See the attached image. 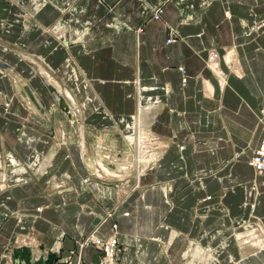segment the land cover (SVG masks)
I'll list each match as a JSON object with an SVG mask.
<instances>
[{
    "label": "crops",
    "instance_id": "crops-1",
    "mask_svg": "<svg viewBox=\"0 0 264 264\" xmlns=\"http://www.w3.org/2000/svg\"><path fill=\"white\" fill-rule=\"evenodd\" d=\"M11 45L54 71L73 120L15 97L9 72L29 82ZM0 64L14 82L0 81V112L27 119L0 117V214L19 210L0 264L15 245L97 264L77 245L97 223L100 237L117 225L120 264H264V173L248 166L264 133V0H0ZM51 115L64 121L58 149L39 123Z\"/></svg>",
    "mask_w": 264,
    "mask_h": 264
},
{
    "label": "rangeland",
    "instance_id": "rangeland-1",
    "mask_svg": "<svg viewBox=\"0 0 264 264\" xmlns=\"http://www.w3.org/2000/svg\"><path fill=\"white\" fill-rule=\"evenodd\" d=\"M161 13H162V10L160 8H158V9H156V10H154L152 12L151 17L153 19L154 18L161 19ZM174 40H176V38H174V37L170 38L169 37L167 39V42H168L167 44H170ZM11 48H13V49H11ZM21 48H22V46L21 47H17L16 45H11V46H8L7 50L9 49L10 51H13L14 53L18 54L20 56V58L26 63L25 68L28 70L27 75H26V72L21 67L17 70V72L20 73L24 78H26V80H28V82H29L30 86L33 88L35 94H37V96L43 102L44 109L47 110V114L49 115V114L52 113V109H54L52 107V103H51V101L53 102V100L51 99V101H50L49 97L46 95V93H45V89H46L45 85L43 87H38L35 84V82L31 81V78L34 79V76H35V74H34L35 69H33L32 65H31L33 63V61H31V58H33L34 60H40V59H38L39 56L37 54L32 53L31 51H26V50L21 49ZM42 62L43 61H41V63H39V64L41 65ZM213 62H216L215 59L213 60ZM42 67L46 69V72L47 71L50 72L51 77L53 79L57 78L56 77L57 75L54 74V71L52 73V71L49 70V69L47 70V68L45 66L42 65ZM212 67H213V69H218L216 65H212ZM181 72L184 73V71H182V69H181ZM5 79H7V81L9 80L10 82H13V80L10 78L9 74L7 73V71L0 67V81H2V80L5 81ZM39 80L41 81V79H39ZM33 84H35L37 86V89L34 87ZM0 89L2 91V94H3V91H6L8 93V88H0ZM1 91H0V93H1ZM39 91L42 93V95L38 94ZM13 92L15 94V97H18V98L21 97V95L18 94V92L16 90H14ZM47 92H48V90H47ZM61 96H62V94H61ZM3 98H4V96H3ZM8 98H9V96H8ZM8 101H9V103L11 102V100H9V99H8ZM8 101L5 102L3 99L0 100V106H2V107H3V105L9 106L8 105ZM47 102H50V104H48ZM58 109L60 110V111L59 110L58 111L62 114L61 116L65 119V117H64V116H66L65 112L59 107H58ZM4 114H6V115H4ZM0 117H3L4 119H6L9 122H14V123L20 124L21 127H23L24 126V122L27 121V119L25 120L24 118L22 119V121H19L18 119H16L17 117L14 118L13 115L10 116L8 113H5L4 111H3V113L0 112ZM18 118H20V117H18ZM45 119H47L45 123H41V122H39V123H40V125H44V127H46V128L49 127V124H51V127L47 128L46 129L47 131L44 134L46 136H48L50 139L53 140V144L56 146L55 148L58 149L59 148L58 146L60 144H63L62 130H63V125H64L63 122L64 121H63V119L58 118V115L55 116V117L51 115V116L46 117ZM257 119H258V123L261 125L262 132H264V106L259 110V114L257 116ZM21 133L22 132H20L18 134V136L21 137V135H20ZM78 133H79L78 135L80 136L81 131H79ZM71 135H74V132ZM0 139H1V141L5 140L4 137L0 138ZM263 143H264V133H263V137H262V140L260 141L259 145L256 148L252 149L248 159H252L253 158L255 160H258V161L260 160L261 162H264V153L262 151L263 150V146H262ZM29 164H30V162H28V163L27 162H20V165L22 166V168H24V170L26 172L30 173V172H33V171L30 169V165ZM12 170H14V168ZM55 173H58V171L56 170ZM255 173L259 174L257 172H255ZM262 173H264V172L262 171ZM60 176L61 175L58 176L59 178L57 177V180L60 179ZM57 182H59V181H57ZM83 182L86 183V182H88V180L84 179ZM0 186H1V183H0ZM3 190H5V189H3ZM41 209H42V207H36L33 210H29L27 212V214L26 213L24 214V216L25 215H31L33 213L37 214V212L40 211ZM7 211L8 212L5 213L6 215L4 214V212L3 213L1 212V214H0V235L2 234V232L5 231L4 230V228H5L4 226L7 223V221L10 218L16 219V218H18V215H19V213H18L19 210L12 211V210L7 209ZM98 226H99L98 223L95 224L92 231L82 235V238L80 240L81 242H77V245H78L79 249H83V248H86V247H92L99 254V260H98L97 264H120L121 252H123V251H122V248L120 247V241L118 239V228H117V225L116 224L111 225L110 232H109V234L106 237H100V236L97 235V230L96 229L98 228ZM253 232L256 233L257 236H259L257 230L253 231ZM18 233L20 235H23L21 232H18ZM112 239L114 240L115 244H114V248L113 247L110 248L112 250V258H111L112 261H109L110 252L108 250V247L110 246V242H111ZM246 249L247 250L244 252L245 254L248 253V251L252 250L251 247H247ZM3 251H4L3 246L0 245V253H2ZM78 258H79V256H78ZM59 259H58V261H59ZM69 260L66 259L67 264H70ZM77 264H79V263H77Z\"/></svg>",
    "mask_w": 264,
    "mask_h": 264
},
{
    "label": "water",
    "instance_id": "water-1",
    "mask_svg": "<svg viewBox=\"0 0 264 264\" xmlns=\"http://www.w3.org/2000/svg\"><path fill=\"white\" fill-rule=\"evenodd\" d=\"M31 65L34 69L36 68V71H38L35 65ZM0 67L5 70H9V66L7 65L0 64ZM9 73L15 78L18 83H20L22 89L25 92L24 95L27 96L31 103L34 104L40 112H43L44 104L41 99L35 94L30 84L23 83L22 80L16 76L15 72L10 71ZM42 80L48 92L54 96L59 108H61L65 112V114L70 117V115H68L67 113L69 111V107L67 106V103L61 96V94L54 87L48 85L45 78H43ZM58 259V253L50 250H45L42 245L38 246L37 248L15 245L12 246L9 251V264H55Z\"/></svg>",
    "mask_w": 264,
    "mask_h": 264
},
{
    "label": "bare ground",
    "instance_id": "bare-ground-1",
    "mask_svg": "<svg viewBox=\"0 0 264 264\" xmlns=\"http://www.w3.org/2000/svg\"><path fill=\"white\" fill-rule=\"evenodd\" d=\"M39 5H36V7H38ZM60 28L61 27H57V29H55V32H58L59 30H60ZM65 31V30H64ZM56 35V34H55ZM63 36H64V34L63 33H60V38L62 37V39H63ZM213 56V55H212ZM212 64L213 65H217L216 64V62H212ZM11 69V68H10ZM31 69V68H30ZM37 70L38 71H36V68H35V71L39 74V76H40V79H41V84H42V86L41 87H43L44 86V82H43V78H45V80H46V83L48 84V85H50V86H52V87H54L59 93H61L62 94V97L64 98V94L59 90V85L58 84H56L55 83V81L50 77V75H48L47 73H46V71L45 70H43L42 69V67H40V66H38L37 67ZM13 71V70H12ZM214 71L215 72H217V74H220V71L218 70V69H214ZM18 77V76H17ZM37 78H38V76H36ZM41 77H43V78H41ZM36 79V78H35ZM17 82V81H16ZM14 83V82H13ZM36 83V82H35ZM45 83V84H46ZM38 84H39V82H38ZM207 84V86H208V89L209 90H211L212 91V88H211V86L208 84V83H206ZM14 88L16 89V91L17 92H19V94L22 96V97H24V99H26V95H24L25 94V92H24V90L22 89V87H21V85H20V83H17L16 85H14ZM45 93H46V95H49V99L51 100H53V102L51 101V103H52V106H53V108L54 109H57V110H59L58 109V105H57V102H56V100H55V98H54V96L52 95V94H50L49 92H47V88L45 89ZM42 94V93H41ZM29 100V99H28ZM65 100V99H64ZM26 101V100H25ZM30 101V100H29ZM31 102V101H30ZM29 103V102H28ZM76 103V102H75ZM75 103H74V105H75ZM32 104V103H31ZM73 105V106H74ZM30 106V105H29ZM32 106H33V108H34V110L36 109V110H38L37 108H36V106L34 105V104H32ZM70 105H68V107H69ZM71 109V108H70ZM69 109V111L67 112L68 113V115H70V117H68L67 115H66V117H68L69 119H71V120H73V118H72V113H73V111H71ZM153 109V108H152ZM39 111V110H38ZM153 111V110H152ZM40 112V111H39ZM75 112V111H74ZM81 112V111H80ZM76 113V112H75ZM79 114V113H78ZM81 121V120H80ZM142 122V121H141ZM146 124V123H145ZM83 137V136H82ZM263 146H264V143L262 144ZM143 146V145H142ZM145 146V145H144ZM83 148V147H82ZM264 149V148H263ZM94 152V151H93ZM142 152V151H141ZM94 154V153H93ZM96 156V155H95ZM150 156V155H149ZM145 156H141V161H144V159H146V160H148L147 158H144ZM152 157H155V156H152ZM152 159V158H151ZM111 160V159H110ZM38 161V160H37ZM96 162V161H95ZM35 163V164H34ZM34 163H33V161L32 162H30V169L33 171V172H41L42 170H43V168L47 165V161L45 160V161H43V162H39V163H36L35 161H34ZM94 164V163H93ZM103 164V163H102ZM9 165L10 166H13V168H15L14 169V171L13 172H17V170L19 171H23V169H21V167H17V161L13 158V156H11L10 154H9ZM17 167V168H16ZM95 167H97V166H95ZM105 168V167H104ZM0 170H2V168H0ZM97 170H98V167H97ZM46 171V170H45ZM97 172V171H96ZM103 173V172H102ZM34 175H36V174H34ZM2 178H3V176L0 174V181L2 180ZM2 187V186H1ZM5 214V213H4ZM6 215V214H5ZM247 231V230H246ZM249 231V230H248ZM248 231H247V234H248ZM252 231V234L254 233L253 232V230H251ZM250 232V231H249ZM254 234H256V233H254ZM244 235V234H243ZM251 235V234H250ZM254 236H256V235H254ZM241 237V236H240ZM246 237V236H245ZM250 237V236H249ZM113 240V239H112ZM253 241V240H252ZM245 243V242H244ZM254 244V246L253 247H255V248H257V247H259V249L261 248V249H263L264 248V244H262V243H260V242H255V243H253ZM196 255V254H195ZM7 257L9 258V255H7ZM193 257V256H192ZM198 256H195V259L197 258ZM257 257V256H256ZM258 258V257H257ZM203 258L202 257H200L199 258V261H201ZM204 260V259H203ZM260 264V263H259Z\"/></svg>",
    "mask_w": 264,
    "mask_h": 264
},
{
    "label": "built area",
    "instance_id": "built-area-1",
    "mask_svg": "<svg viewBox=\"0 0 264 264\" xmlns=\"http://www.w3.org/2000/svg\"><path fill=\"white\" fill-rule=\"evenodd\" d=\"M263 146V145H262ZM264 148V146H263ZM263 153H264V149L262 150ZM248 165L257 173L261 174L262 171L264 172V162H261L260 160H255V159H248ZM113 244V245H112ZM114 240H111L110 242V246L108 247V250L110 252V259L109 261H112L111 258H112V250L110 248H114Z\"/></svg>",
    "mask_w": 264,
    "mask_h": 264
}]
</instances>
